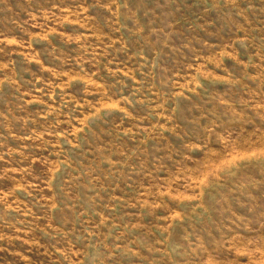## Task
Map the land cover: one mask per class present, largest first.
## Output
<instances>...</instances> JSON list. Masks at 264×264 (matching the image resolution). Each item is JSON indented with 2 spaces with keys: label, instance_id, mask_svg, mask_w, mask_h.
I'll return each instance as SVG.
<instances>
[{
  "label": "rangeland",
  "instance_id": "rangeland-1",
  "mask_svg": "<svg viewBox=\"0 0 264 264\" xmlns=\"http://www.w3.org/2000/svg\"><path fill=\"white\" fill-rule=\"evenodd\" d=\"M0 264H264V0H0Z\"/></svg>",
  "mask_w": 264,
  "mask_h": 264
}]
</instances>
